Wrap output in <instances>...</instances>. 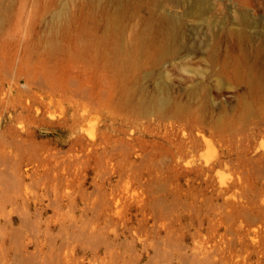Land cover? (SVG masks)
<instances>
[{
  "label": "rangeland",
  "instance_id": "374dc122",
  "mask_svg": "<svg viewBox=\"0 0 264 264\" xmlns=\"http://www.w3.org/2000/svg\"><path fill=\"white\" fill-rule=\"evenodd\" d=\"M0 264H264V0H0Z\"/></svg>",
  "mask_w": 264,
  "mask_h": 264
},
{
  "label": "bare ground",
  "instance_id": "6f19581e",
  "mask_svg": "<svg viewBox=\"0 0 264 264\" xmlns=\"http://www.w3.org/2000/svg\"><path fill=\"white\" fill-rule=\"evenodd\" d=\"M21 73H22V72H21ZM28 75H29V74H28ZM39 80H41V79H39ZM37 81H38V80H37ZM31 83H32V82H31ZM37 84H41V83H40V82H39V83L37 82ZM41 85H42V84H41ZM160 114H161V113H160Z\"/></svg>",
  "mask_w": 264,
  "mask_h": 264
}]
</instances>
